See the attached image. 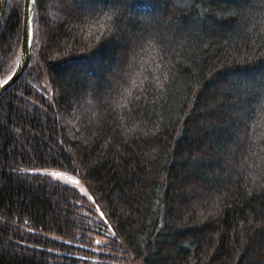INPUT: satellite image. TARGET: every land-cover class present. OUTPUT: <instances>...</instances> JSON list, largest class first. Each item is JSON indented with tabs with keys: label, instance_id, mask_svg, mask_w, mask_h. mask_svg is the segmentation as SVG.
<instances>
[{
	"label": "trees",
	"instance_id": "trees-1",
	"mask_svg": "<svg viewBox=\"0 0 264 264\" xmlns=\"http://www.w3.org/2000/svg\"><path fill=\"white\" fill-rule=\"evenodd\" d=\"M24 3L6 10L2 82ZM34 11L0 100V264H264V0ZM215 191L226 204L204 206Z\"/></svg>",
	"mask_w": 264,
	"mask_h": 264
},
{
	"label": "water",
	"instance_id": "water-1",
	"mask_svg": "<svg viewBox=\"0 0 264 264\" xmlns=\"http://www.w3.org/2000/svg\"><path fill=\"white\" fill-rule=\"evenodd\" d=\"M24 8H23V28H22V47L20 51V59L17 64V68L14 73L10 76L9 79L2 82L1 78V70H0V100L1 97L5 94L6 91L10 90L25 74L28 69V65L32 59V51H33V25H34V15H35V5L36 0H24ZM9 4V0H0V38L1 31L3 28V22L6 16V10ZM1 68V67H0ZM70 179V178H69ZM76 181V180H75Z\"/></svg>",
	"mask_w": 264,
	"mask_h": 264
},
{
	"label": "rangeland",
	"instance_id": "rangeland-1",
	"mask_svg": "<svg viewBox=\"0 0 264 264\" xmlns=\"http://www.w3.org/2000/svg\"><path fill=\"white\" fill-rule=\"evenodd\" d=\"M144 60H146V62L142 66L143 69H141V70L138 69L137 71L133 69L132 71H136V73H140L142 70H144L146 68L147 64L149 63V62H147L148 61L147 59H144ZM123 104L124 105H121L122 106L121 109H126L128 107V105L132 104V100L128 103V98H124ZM129 114H131V113L129 112ZM137 127H139V126H137ZM261 191L263 192V190H261ZM210 195L215 197V198L207 197L210 199V201L205 202L204 206L209 205V206H213V208H217L219 206L221 207L222 204H226V202L229 199L228 194L225 195L224 193H222L220 191H215V193H211ZM197 210H199V209H197Z\"/></svg>",
	"mask_w": 264,
	"mask_h": 264
},
{
	"label": "snow or ice",
	"instance_id": "snow-or-ice-1",
	"mask_svg": "<svg viewBox=\"0 0 264 264\" xmlns=\"http://www.w3.org/2000/svg\"><path fill=\"white\" fill-rule=\"evenodd\" d=\"M5 83H7V81Z\"/></svg>",
	"mask_w": 264,
	"mask_h": 264
}]
</instances>
